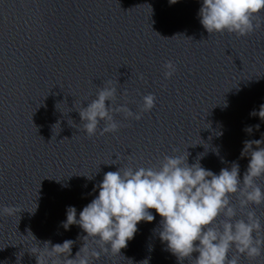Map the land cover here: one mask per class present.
Returning a JSON list of instances; mask_svg holds the SVG:
<instances>
[{"label":"clouds","instance_id":"obj_1","mask_svg":"<svg viewBox=\"0 0 264 264\" xmlns=\"http://www.w3.org/2000/svg\"><path fill=\"white\" fill-rule=\"evenodd\" d=\"M169 2L174 4L177 0ZM261 12L264 0H202L198 16L209 34L227 32L244 37L264 23ZM163 68L165 79H170L177 70L171 60ZM97 88L95 99L87 107L78 108L83 130L90 138L97 134L101 122L104 126L100 135L117 132L120 124L114 119L116 113H122L125 119L140 120L143 113L155 106L156 96L149 93L143 96L138 113L126 104L113 107L117 93L113 82L109 80ZM251 115L264 120V105ZM259 127L255 125L256 129ZM245 130L251 133L253 129ZM261 145L264 135L259 140L244 142L241 155L247 153L250 160L242 180L237 163H232L230 169L222 168L217 175L202 167L199 157L190 165L188 152L164 155L158 166L118 167L106 172L93 189H99L98 195L83 207L79 219L74 206L66 210V221L62 222L65 230L78 225L87 233L75 257L69 258L73 240L51 247L47 241L43 248L32 250L37 254V264H93L101 253L120 254L134 238L138 223L155 220L150 210L161 217L155 230L160 240L181 264L184 260L189 264H240L242 256L255 260L264 255V225L252 207L264 204V190L256 182L264 176ZM16 212L15 206L2 208L5 215ZM88 242L97 245L99 251L89 248ZM193 253L198 255L193 257Z\"/></svg>","mask_w":264,"mask_h":264}]
</instances>
